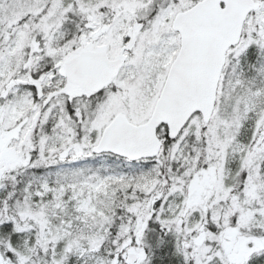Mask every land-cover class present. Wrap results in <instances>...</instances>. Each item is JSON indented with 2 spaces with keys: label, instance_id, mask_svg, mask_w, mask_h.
<instances>
[{
  "label": "snow or ice",
  "instance_id": "obj_1",
  "mask_svg": "<svg viewBox=\"0 0 264 264\" xmlns=\"http://www.w3.org/2000/svg\"><path fill=\"white\" fill-rule=\"evenodd\" d=\"M0 264H264V0H0Z\"/></svg>",
  "mask_w": 264,
  "mask_h": 264
}]
</instances>
